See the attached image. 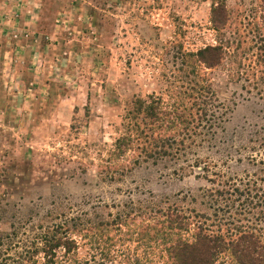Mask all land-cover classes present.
Listing matches in <instances>:
<instances>
[{
	"label": "rangeland",
	"instance_id": "obj_1",
	"mask_svg": "<svg viewBox=\"0 0 264 264\" xmlns=\"http://www.w3.org/2000/svg\"><path fill=\"white\" fill-rule=\"evenodd\" d=\"M216 1L0 0V264H160L161 247L139 235L149 209L206 211L198 194L213 172L260 175L264 68L252 87L249 66L229 80L227 60L200 71L185 61L216 42ZM224 5L236 59L253 66L259 40L250 28L264 36V0ZM203 80L224 108L203 140L156 162L109 156L133 98L186 104ZM117 165L121 174L106 168ZM82 223L92 227V243L68 231ZM56 225L75 246L44 255Z\"/></svg>",
	"mask_w": 264,
	"mask_h": 264
},
{
	"label": "trees",
	"instance_id": "obj_2",
	"mask_svg": "<svg viewBox=\"0 0 264 264\" xmlns=\"http://www.w3.org/2000/svg\"><path fill=\"white\" fill-rule=\"evenodd\" d=\"M227 21L224 0L216 1L209 13L216 42L187 53L185 61L200 71L202 68L219 67L227 60L226 77L229 80L245 75V68L249 66L250 78L244 80L250 79L248 83L253 87L257 84V68H264V36L250 28V33H255L254 37L259 42L254 43L250 58L253 66L244 64L243 60L250 61L241 55L236 59L235 50L239 45L232 46V41L226 36ZM231 57L232 60L229 59ZM194 83L189 88L190 92L185 93L186 104L183 101L168 103L160 96L150 94L145 98H133L116 128L118 136L112 142L109 156L116 158L130 152L133 165L156 162L177 156L194 145L195 138L203 140L210 134L224 108L209 82ZM221 108L222 112H218ZM119 167L106 168L121 174L123 170L119 171ZM201 170L207 171L206 167ZM212 175L214 177L207 178L209 186L200 189L198 194V203L204 205L206 211L192 208L185 212L186 209L168 205L147 212L139 235L144 233V245L148 248L152 245L161 247L160 264H264V170H260V175L253 179L224 176L217 172ZM86 224H80L81 227L73 224L68 231L89 238L92 243L96 238L92 235V227ZM59 229L61 226L56 225L54 233L46 239L44 255L54 256L57 248H62L63 252L74 248L75 241L66 232L56 234ZM188 230H191L190 238H183L181 234ZM136 260V257L132 258L134 263Z\"/></svg>",
	"mask_w": 264,
	"mask_h": 264
}]
</instances>
